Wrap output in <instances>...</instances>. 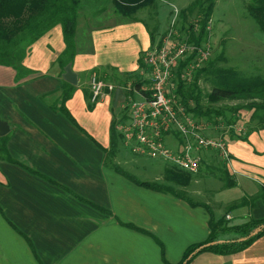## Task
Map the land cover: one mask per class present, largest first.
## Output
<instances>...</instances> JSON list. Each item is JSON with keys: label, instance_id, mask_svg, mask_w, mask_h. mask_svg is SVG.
I'll list each match as a JSON object with an SVG mask.
<instances>
[{"label": "crops", "instance_id": "obj_1", "mask_svg": "<svg viewBox=\"0 0 264 264\" xmlns=\"http://www.w3.org/2000/svg\"><path fill=\"white\" fill-rule=\"evenodd\" d=\"M150 32L142 19L116 15L110 6L97 17L79 14L69 64L77 85L65 103L76 126L50 108L60 104L65 82L57 63L64 50L60 26L30 47L23 65L32 75L16 83L15 71L0 66V121L9 127L2 138L13 161L0 160V264H163L155 239L176 264L188 246L207 239L202 207L140 187L108 167L111 124L125 111L126 94H109L91 110L83 94L93 72L108 82H117L108 80L113 74L133 77L140 56L159 40L151 46ZM227 138L231 162L224 171L236 186H210L213 204H204L213 205L216 217L264 184V129L246 141ZM126 151L120 144L113 162H133ZM233 210L230 221L262 220L264 200ZM190 264H264V236L237 254L203 253Z\"/></svg>", "mask_w": 264, "mask_h": 264}, {"label": "trees", "instance_id": "obj_2", "mask_svg": "<svg viewBox=\"0 0 264 264\" xmlns=\"http://www.w3.org/2000/svg\"><path fill=\"white\" fill-rule=\"evenodd\" d=\"M155 0H0V66L11 68L15 71V82L18 83L28 76L32 75V71L26 69L23 61L29 53L30 47L47 34L56 26L61 27L64 50L57 58V63L61 69L68 64L73 63L75 56V31L79 14L87 13L92 17L103 14L109 5L114 7V12L129 19H136L138 10L154 5ZM215 0H196L189 7L180 12V18L187 21V18L193 13L199 14V31L193 33L191 28L188 30V39L190 42L201 45L207 39L205 27L210 21ZM246 11L250 19L254 22L257 32L264 34V0H250L246 5ZM151 46L154 45V34L149 33ZM224 42L221 43L217 54L209 59L205 65L196 70L192 83L185 84L179 78L177 80L176 95L179 102L184 106L186 112L193 117L202 120L213 121L211 117H220L222 120L226 116H233L236 113L232 110L214 111L203 108L201 106V91L198 88V80L209 83L210 92L207 99L211 103H217L225 100L258 99L257 103H249L245 105L247 111H252L248 121L244 125V134H236L232 129L227 137H235L239 140L246 141L249 133L264 129V76H244L231 67H223L228 63L225 55ZM142 55L139 60L141 68ZM131 79L130 75L117 77L112 75L108 80L124 83ZM75 91V87L63 82L60 89V97L58 106L50 105L54 111L63 114L71 123H76L68 110L65 103L71 98ZM83 94L87 103L88 110H91L95 104L90 103V92L86 88ZM42 99L47 101V96ZM192 101L193 107L189 102ZM125 111L121 114L120 121L125 120ZM226 126H232L235 119L230 121L224 120ZM117 118H114L110 129V146L106 151V163L108 167L122 175L132 183L145 189L171 194L174 197L187 202L192 207H202L209 215L208 226L210 233L207 239L201 243L192 244L184 251L181 260L176 264H190L197 256L203 253H210L219 256L234 255L249 247L257 239L264 236V219L248 220L239 225H228L225 217H216L212 209L204 204L194 202L183 193L177 192L174 186H186L189 180L188 176L192 174L181 172L173 167L165 166V182H148L140 181L133 175L125 172L120 166L113 162L118 152L120 144H123L122 137L116 129ZM228 139V138H227ZM0 160L13 162L8 156L6 150L5 138H0ZM204 156L202 157V162ZM225 165L217 163L214 166H208L212 174L220 173L219 180L223 182L222 189H230L236 186V182L224 171ZM215 170V171H214ZM222 170V171H219ZM214 176V175H213ZM188 178V179H187ZM264 200V184L259 188L255 197L250 199L243 198L238 204L231 205L228 208L230 212L234 208L253 204L256 199ZM249 201V202H248ZM103 211V210H101ZM135 230L133 226H129ZM141 231V230H138ZM142 232V231H141ZM237 235L231 240L222 239L221 237L229 233ZM161 250L163 264H171L164 258V248L161 243L155 239Z\"/></svg>", "mask_w": 264, "mask_h": 264}, {"label": "built area", "instance_id": "obj_3", "mask_svg": "<svg viewBox=\"0 0 264 264\" xmlns=\"http://www.w3.org/2000/svg\"><path fill=\"white\" fill-rule=\"evenodd\" d=\"M176 16L174 18L175 22ZM174 25V23H173ZM193 33L199 31V19L189 20ZM201 45L172 39V31L143 53V66L124 83L100 79L96 72L89 77L90 103L95 104L116 91L126 94V119H118L116 129L123 146L135 157L163 161L167 166L195 175L202 157L212 153L224 165H230L227 136L206 134L201 120L186 112L176 95L178 78L191 81L193 72L202 68L211 56L209 37L211 20ZM244 134V127L234 128ZM229 220V216H226Z\"/></svg>", "mask_w": 264, "mask_h": 264}, {"label": "rangeland", "instance_id": "obj_4", "mask_svg": "<svg viewBox=\"0 0 264 264\" xmlns=\"http://www.w3.org/2000/svg\"><path fill=\"white\" fill-rule=\"evenodd\" d=\"M195 1L196 0H155L153 6L138 10L136 16L148 24V27L154 34L155 40L159 39L158 41H160L170 31H172V39L188 40V30L190 29L189 20L199 19L200 16L197 13H193L187 18V21H184L180 18V12ZM204 1L207 2V0ZM249 2L250 0H215L210 18L212 33L209 37L211 44V56L209 59L217 54L221 43L224 42L225 55L228 58V63L223 65V67L234 68L244 76L256 75L263 77L264 44L254 37V33L261 37H264V34L257 32L254 22L248 16L245 7ZM109 6L114 9L113 6ZM175 16L176 19L174 22ZM193 78L194 74L191 77V81L185 84L192 83ZM197 85L201 91V106L203 108L225 112L226 110H236L233 116H226V119H224L227 121H230L231 118L235 119L232 126H226L225 121L220 117H211L213 121L206 119L201 120L207 128L206 134L214 138L225 137L229 135L231 129L235 132L234 128L240 126L244 127L252 113V111H247L245 109V105L257 103L259 101L256 98L253 100L233 99L211 103L207 99V95L210 92L209 83L200 79ZM189 105L190 107L194 106L192 101L189 102ZM125 155H127V158H125L127 161H133L119 165L125 172L133 175L140 181L165 182L164 170L166 164L163 161L153 160L148 157H135L129 151H126ZM219 162L222 163V161L218 160L212 153H206L198 173L188 176V185L183 187L174 186V189L177 192L183 193L194 202H209L213 204L210 194L212 190H209L210 186L213 187V185H215L214 189H216L219 188L223 182H215L219 180L221 174H216L217 172L212 174L208 166H216ZM210 208L212 211L215 210L213 205ZM228 208H230V206ZM228 208L221 210L220 213L223 214H221L220 217H225V221H227L230 226L239 225L240 223L237 218H234L232 221L226 218V215L229 213ZM233 211L231 210L230 212ZM236 237L237 235L231 232L221 238L231 240Z\"/></svg>", "mask_w": 264, "mask_h": 264}, {"label": "water", "instance_id": "obj_5", "mask_svg": "<svg viewBox=\"0 0 264 264\" xmlns=\"http://www.w3.org/2000/svg\"><path fill=\"white\" fill-rule=\"evenodd\" d=\"M62 79L72 86L77 85V76L72 71L71 66L69 64L63 69ZM8 131V125L5 122L0 121V137L6 135Z\"/></svg>", "mask_w": 264, "mask_h": 264}]
</instances>
